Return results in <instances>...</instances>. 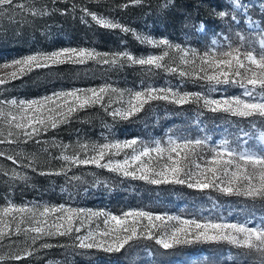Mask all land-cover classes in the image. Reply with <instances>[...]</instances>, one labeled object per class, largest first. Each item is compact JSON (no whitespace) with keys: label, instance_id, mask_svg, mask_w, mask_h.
I'll return each mask as SVG.
<instances>
[{"label":"snow or ice","instance_id":"6c2138e0","mask_svg":"<svg viewBox=\"0 0 264 264\" xmlns=\"http://www.w3.org/2000/svg\"><path fill=\"white\" fill-rule=\"evenodd\" d=\"M56 2L52 0L53 4ZM131 2L138 5L145 0ZM228 7L234 8L235 14L222 10L217 15L226 21L229 34L222 37L223 44L212 40V46L204 51L172 43L167 38L133 32L139 43L162 50L160 54L137 57L129 51L102 53L85 47H64L0 63V92L34 71L89 62L121 68L139 66L149 73L163 72L201 87L200 91L152 85L120 89L105 83L27 100L0 98V145L29 142L47 145L49 142L41 138L50 130L70 123L80 112L99 107L114 121H133L146 110L151 111L156 103L178 108L196 106L200 116L222 115L234 129L229 137L213 142L209 134L188 137L170 131L163 139L121 140L106 136L103 142H78L75 147L53 140L51 147L60 150L54 158L61 165L47 170L37 167L35 154L28 155L22 150L0 148V158L41 176H65L69 182L82 180L79 175H68L74 168L94 167L125 180L158 187L181 186L200 193L215 192L226 198L251 201L253 205L259 203L264 208V17L259 23L253 20L247 14L244 0H232ZM81 11L82 20L90 17L103 29L132 31L87 7ZM48 14L47 6L38 8L35 0H0V18L7 17L10 21L17 16L23 19ZM242 23L255 36L238 30ZM200 29L204 30L202 24ZM229 88L241 91L219 94ZM250 142H258L259 150H254ZM41 150L48 152L47 147ZM0 173L12 182L29 180L27 172L17 171L16 167L8 170L0 167ZM17 237L24 239L17 243L14 239ZM57 237L71 238L76 249L107 254L125 252L141 241L151 242L164 251L200 244L225 245L238 250L240 256L258 254L264 264V221L257 224L251 217L234 222L223 217L198 218L143 208L117 214L65 204L18 206L12 201L0 207V248H7L0 254V264H16L32 257L39 249L54 246L47 242L38 244L39 241ZM233 259L234 264H247L246 260Z\"/></svg>","mask_w":264,"mask_h":264},{"label":"rangeland","instance_id":"374dc122","mask_svg":"<svg viewBox=\"0 0 264 264\" xmlns=\"http://www.w3.org/2000/svg\"><path fill=\"white\" fill-rule=\"evenodd\" d=\"M232 0H145L134 5L131 0H35L36 7L47 6L48 15L14 20L0 18V63L10 62L36 52H51L64 47H85L99 52L129 51L137 57L160 54L162 50L141 44L132 34L147 35L156 39L167 38L172 43L204 51L212 46V40L223 44L222 37L229 34L225 20L218 17L219 11L235 14L228 5ZM248 15L258 23L264 17V0H244ZM127 4V7L121 5ZM75 5V7H73ZM99 16L112 19L128 27V33L103 29L91 20L81 19L82 8ZM204 30L200 29V25ZM238 30L249 36L255 32L242 23ZM105 83L120 89H138L148 85L181 87L186 91H200L201 87L191 81L181 82L178 77L163 72L149 73L139 66L115 67L89 62L85 65H61L34 71L21 80L11 82L0 98L33 99L55 91L72 88L98 87ZM241 90L229 88L226 93L239 94ZM217 95V94H213ZM107 126V127H106ZM259 127V124H258ZM203 129V131H201ZM188 137L209 134L213 142L229 137L234 131L222 115L198 114L196 106L178 108L174 105L156 103L151 111L141 113L133 121H114L101 108H91L78 113L70 123L50 130L41 139L49 143L37 145L32 142L20 145H0V148L35 154L37 167L42 170L61 165L54 157L60 150L51 147L58 143L75 147L78 142H103L109 139L139 137L150 141L163 139L169 132ZM252 143L259 150L258 142ZM48 148V152L41 149ZM51 154V156L49 155ZM0 167L27 172V182H12L0 173V207L12 201L18 206L35 204H65L91 210H107L121 213L127 209L143 208L157 213L198 218H221L228 221H243L249 217L254 223L264 221V208L259 203L240 198H226L218 193H200L181 186H152L143 182L125 180L113 173L94 167L74 168L68 175L82 177L81 181L69 182L65 176H41L31 169L17 167L11 161L0 158ZM95 173V175H93ZM100 181V183H97ZM20 243L24 238H14ZM54 245L39 249L32 257L16 264H234L233 258L246 260L247 264H261L258 254L240 256L238 250L225 245H192L164 251L151 242L119 253L83 251L72 247L71 238H49L40 243ZM7 243V242H5ZM63 245V246H61ZM7 248H0V254Z\"/></svg>","mask_w":264,"mask_h":264}]
</instances>
